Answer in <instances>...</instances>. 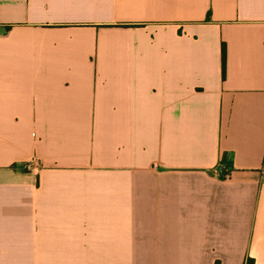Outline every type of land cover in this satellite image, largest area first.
I'll return each mask as SVG.
<instances>
[{
  "label": "crops",
  "instance_id": "0c3cea01",
  "mask_svg": "<svg viewBox=\"0 0 264 264\" xmlns=\"http://www.w3.org/2000/svg\"><path fill=\"white\" fill-rule=\"evenodd\" d=\"M0 264H264V0H0Z\"/></svg>",
  "mask_w": 264,
  "mask_h": 264
},
{
  "label": "built area",
  "instance_id": "2783aa9c",
  "mask_svg": "<svg viewBox=\"0 0 264 264\" xmlns=\"http://www.w3.org/2000/svg\"><path fill=\"white\" fill-rule=\"evenodd\" d=\"M214 175L222 179H227L230 176V171H228L223 165H219L214 170Z\"/></svg>",
  "mask_w": 264,
  "mask_h": 264
},
{
  "label": "trees",
  "instance_id": "16d2710c",
  "mask_svg": "<svg viewBox=\"0 0 264 264\" xmlns=\"http://www.w3.org/2000/svg\"><path fill=\"white\" fill-rule=\"evenodd\" d=\"M221 62H222V75L224 74V62H225V47H221Z\"/></svg>",
  "mask_w": 264,
  "mask_h": 264
}]
</instances>
